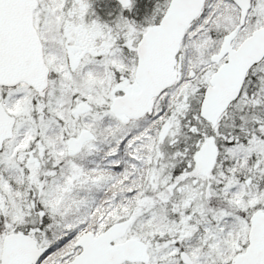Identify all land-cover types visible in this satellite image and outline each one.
Wrapping results in <instances>:
<instances>
[{
  "label": "snow or ice",
  "instance_id": "snow-or-ice-1",
  "mask_svg": "<svg viewBox=\"0 0 264 264\" xmlns=\"http://www.w3.org/2000/svg\"><path fill=\"white\" fill-rule=\"evenodd\" d=\"M0 264H264V0H0Z\"/></svg>",
  "mask_w": 264,
  "mask_h": 264
}]
</instances>
